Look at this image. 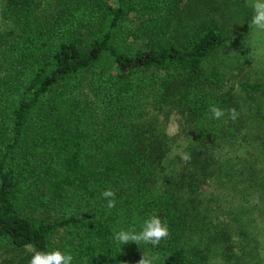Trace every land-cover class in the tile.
I'll use <instances>...</instances> for the list:
<instances>
[{
  "label": "trees",
  "instance_id": "16d2710c",
  "mask_svg": "<svg viewBox=\"0 0 264 264\" xmlns=\"http://www.w3.org/2000/svg\"><path fill=\"white\" fill-rule=\"evenodd\" d=\"M40 1L6 0L0 14L9 25L0 33V52L14 66L0 74V250L53 251L59 234L66 237L59 250L73 256L72 264H137L142 253L159 255L157 264H206L209 249L180 238L191 225L189 208L196 211L193 196L209 181L230 177L231 167L207 148L209 134L196 130L187 166L162 174L169 139L143 118L138 103L149 89L156 104L197 129L213 122L221 137L241 132L235 97L217 93L222 83L203 69L225 45L224 16L220 22L216 16L227 0H204L193 15H185L182 0H99L98 6L75 0L54 11H41ZM232 5V19L251 13L242 1ZM177 19L179 29L171 31ZM213 105L223 118H212ZM231 108L239 113L235 121ZM108 188L116 193L111 209L101 196ZM29 203L51 207L52 217L27 214ZM153 214L170 233L158 246L114 241L115 232H139ZM219 230L229 262L233 246ZM235 256L233 264L243 261Z\"/></svg>",
  "mask_w": 264,
  "mask_h": 264
},
{
  "label": "rangeland",
  "instance_id": "374dc122",
  "mask_svg": "<svg viewBox=\"0 0 264 264\" xmlns=\"http://www.w3.org/2000/svg\"><path fill=\"white\" fill-rule=\"evenodd\" d=\"M74 1L41 0V11H54L62 2ZM91 1L94 6H98L99 0ZM202 1L204 0H182L185 15L195 14ZM236 1H242L251 11L245 20L230 17L232 4ZM5 3L6 0H0V14ZM223 16L225 45L211 53L203 63V69L207 75L216 77L222 83L217 93L231 92L235 97L240 108L241 132L235 138L229 132L221 137V125L213 122L197 129L175 109L156 104V98L150 94L149 89L140 98L138 108H141L143 118L150 123H157L169 139V162L162 166V174L174 168L181 171L187 166L182 157L191 152L194 140L192 137L196 130L209 134L211 142L207 148L214 151L218 160H226L231 167L230 177L209 181L197 193V198L193 196L196 211L189 208L187 220L191 221V225L188 224L189 230L181 236L180 242L187 239L188 244L209 249L206 264H233L235 255L243 259L239 264H264V31L251 25V0H227L222 13L216 16L220 18L219 22ZM46 19L43 12L39 21L43 23ZM178 22L180 20L177 19L171 31L179 29L176 26ZM6 29L9 30V25L0 17V33L6 32ZM86 34V29L79 33L84 39ZM11 67H14L13 61L1 51L0 74ZM242 86L256 87L257 90L249 92L242 89ZM81 96L82 104L87 106L90 99L88 77L84 78ZM92 121L91 116L89 123ZM174 125L179 126L175 134L172 133ZM160 181L152 188L157 189ZM33 183L35 189L36 181ZM148 188L150 189V185ZM29 205L25 211L27 214H33L40 220L52 217L51 207ZM194 214L196 222L191 219ZM220 228L225 230L228 242L233 246L232 251L228 252L233 256L229 262L222 255L226 252L224 247L221 248V243L217 242L222 232ZM59 237L58 234L53 240V245L58 248L56 250L61 249L66 240V237ZM67 240L70 241L71 237H67ZM221 240L224 242L225 237H221ZM32 254L31 250L21 252L4 248L0 250V264H29Z\"/></svg>",
  "mask_w": 264,
  "mask_h": 264
},
{
  "label": "clouds",
  "instance_id": "9594fccd",
  "mask_svg": "<svg viewBox=\"0 0 264 264\" xmlns=\"http://www.w3.org/2000/svg\"><path fill=\"white\" fill-rule=\"evenodd\" d=\"M251 7L253 9L251 25L257 30L264 31V0H251ZM209 111L212 114V118L216 120L223 118L225 115V111L215 105L211 106ZM227 114L229 119L233 121H235L239 116V113L235 108L228 109ZM178 130V125H174L172 127L173 134H175ZM182 158L185 161L191 159L189 154H185ZM101 196L107 201V208L111 209L116 206V193L112 189H105L101 193ZM169 234L167 224L163 223L157 215L153 214L143 221L139 232H136L135 229H121L120 231L114 233L113 239L120 245H126L129 242H134L136 245L144 243L155 247L158 246L162 240L167 239ZM32 251L33 255L29 264H72L73 261V256L70 253L62 252L60 250L44 252L33 248ZM160 260L161 257L159 255L142 253L141 258L137 261V264H157Z\"/></svg>",
  "mask_w": 264,
  "mask_h": 264
}]
</instances>
